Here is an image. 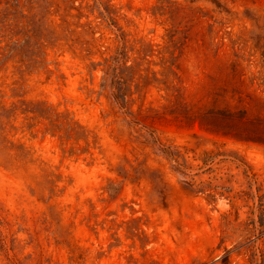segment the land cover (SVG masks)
<instances>
[{
    "label": "rangeland",
    "instance_id": "374dc122",
    "mask_svg": "<svg viewBox=\"0 0 264 264\" xmlns=\"http://www.w3.org/2000/svg\"><path fill=\"white\" fill-rule=\"evenodd\" d=\"M0 264H264V0H0Z\"/></svg>",
    "mask_w": 264,
    "mask_h": 264
}]
</instances>
